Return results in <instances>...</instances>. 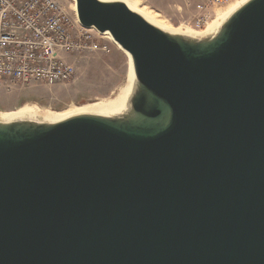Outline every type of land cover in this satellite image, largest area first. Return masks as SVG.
Masks as SVG:
<instances>
[{
  "label": "water",
  "instance_id": "water-1",
  "mask_svg": "<svg viewBox=\"0 0 264 264\" xmlns=\"http://www.w3.org/2000/svg\"><path fill=\"white\" fill-rule=\"evenodd\" d=\"M74 2L133 82L119 114L0 120V264H264V0L204 37Z\"/></svg>",
  "mask_w": 264,
  "mask_h": 264
},
{
  "label": "rangeland",
  "instance_id": "rangeland-1",
  "mask_svg": "<svg viewBox=\"0 0 264 264\" xmlns=\"http://www.w3.org/2000/svg\"><path fill=\"white\" fill-rule=\"evenodd\" d=\"M71 20L75 19L73 0H56ZM155 16L171 30L204 31L213 21L240 0H123ZM200 23L201 29H196ZM95 38L98 35L93 31ZM110 52L68 55L75 68L74 78L66 83L47 86L30 84L8 86L0 80V113L32 108L63 114L83 105L114 99L126 86L128 61L113 42L102 39Z\"/></svg>",
  "mask_w": 264,
  "mask_h": 264
},
{
  "label": "built area",
  "instance_id": "built-area-1",
  "mask_svg": "<svg viewBox=\"0 0 264 264\" xmlns=\"http://www.w3.org/2000/svg\"><path fill=\"white\" fill-rule=\"evenodd\" d=\"M97 35L56 0H0V80L8 86L69 82L75 68L65 56L110 52L101 42L107 38Z\"/></svg>",
  "mask_w": 264,
  "mask_h": 264
},
{
  "label": "bare ground",
  "instance_id": "bare-ground-1",
  "mask_svg": "<svg viewBox=\"0 0 264 264\" xmlns=\"http://www.w3.org/2000/svg\"><path fill=\"white\" fill-rule=\"evenodd\" d=\"M74 1V0H73ZM104 2H114L119 1L124 3L127 8H129L131 11L139 14L140 16H143V18L149 22L150 24L154 25L155 27L174 34H181V35H187V36H195V37H204L211 33H213L219 25L237 8H239L242 4H244L247 0H240L238 3H236L232 8L227 10L223 15L218 17L215 21H213L204 31H192V30H171L170 28H166L155 16L147 13L144 10H141L137 8V6L132 2H126L123 0H100ZM75 10V6H74ZM105 38H108L110 42H113L110 35L108 33H105ZM113 44H115L113 42ZM116 45V44H115ZM116 47L121 51L118 45ZM122 52V51H121ZM128 61V73L126 77V86L123 88V90L120 91V93L112 100H105L101 102H95V103H89L86 105H83V107H78L74 110L65 112L61 115L50 113V112H44V111H38L32 108H25L21 110H16L11 113H0V120L2 121H11L14 119L19 118H27L32 120H40V121H46L51 123L60 122L62 120H65L69 117L76 116L79 114H95V115H101V116H111L114 114H119L122 112L126 105V99L129 95L131 85L133 82V72L132 67L130 66L129 58L128 56L122 52Z\"/></svg>",
  "mask_w": 264,
  "mask_h": 264
},
{
  "label": "crops",
  "instance_id": "crops-1",
  "mask_svg": "<svg viewBox=\"0 0 264 264\" xmlns=\"http://www.w3.org/2000/svg\"><path fill=\"white\" fill-rule=\"evenodd\" d=\"M67 58V56H65V59Z\"/></svg>",
  "mask_w": 264,
  "mask_h": 264
}]
</instances>
